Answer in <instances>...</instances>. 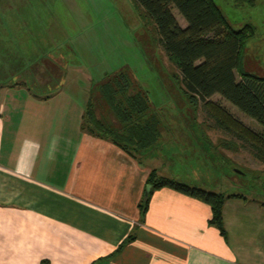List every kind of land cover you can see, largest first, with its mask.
Listing matches in <instances>:
<instances>
[{
  "label": "crops",
  "instance_id": "crops-1",
  "mask_svg": "<svg viewBox=\"0 0 264 264\" xmlns=\"http://www.w3.org/2000/svg\"><path fill=\"white\" fill-rule=\"evenodd\" d=\"M10 1L0 0V8ZM66 69L52 59L35 64L36 87L19 75L0 79V264H264V237L247 226L259 211L242 212V195L225 202L227 238L210 225L209 205L172 189L155 191L143 217L139 204L152 170L189 182L165 166L156 145L139 163L84 131L93 97L75 96L70 89L83 87ZM63 76L55 91H34Z\"/></svg>",
  "mask_w": 264,
  "mask_h": 264
},
{
  "label": "rangeland",
  "instance_id": "rangeland-1",
  "mask_svg": "<svg viewBox=\"0 0 264 264\" xmlns=\"http://www.w3.org/2000/svg\"><path fill=\"white\" fill-rule=\"evenodd\" d=\"M10 2L8 10L0 8V36L5 38L0 40V51L9 57H0V79L16 82L20 76L33 82L30 84L34 87L30 71L35 64L51 59L61 62L69 72L67 79L83 87L70 89L75 96L84 100L92 96L97 114L106 115L118 125L98 89L107 75L127 70L147 94L152 112L161 121V137L154 146L165 157V166L195 187L227 197L244 196L242 212L259 211L255 223L247 226L253 234L264 237V222L260 219L264 214V159L258 157L249 140L219 128L205 103L191 100L179 70L168 61L155 25L138 0ZM214 2L233 29L246 25L255 28V35L244 47L241 67L264 78V0H255L254 5L247 0ZM173 14L182 27L187 26L177 9ZM3 17L10 24L2 21ZM63 79L53 78L47 87L33 89L41 94L53 92ZM210 100L244 127L264 136L261 125L220 95ZM210 130L217 136L213 137Z\"/></svg>",
  "mask_w": 264,
  "mask_h": 264
},
{
  "label": "trees",
  "instance_id": "trees-1",
  "mask_svg": "<svg viewBox=\"0 0 264 264\" xmlns=\"http://www.w3.org/2000/svg\"><path fill=\"white\" fill-rule=\"evenodd\" d=\"M247 1L254 5L255 0ZM138 2L154 23L168 61L179 70L191 100L205 103L219 128L234 131L249 140L258 157L264 159V136L244 127L210 100L220 95L264 128V78L247 73L241 67L244 47L255 35V28L246 25L240 30L233 29L214 0ZM173 9H177L185 19L186 27L180 25ZM236 74L240 75V80ZM98 91L118 125L103 116L99 117L95 104L90 101L86 106L82 129L111 141L140 163V156L161 136V121L152 112L149 97L125 69L107 75ZM147 186V193L139 204L143 217L149 210L154 192L168 188L209 205L212 211L210 225L227 238L223 208L228 197L224 193L159 176L157 170L149 174ZM135 239L132 234L125 243Z\"/></svg>",
  "mask_w": 264,
  "mask_h": 264
}]
</instances>
